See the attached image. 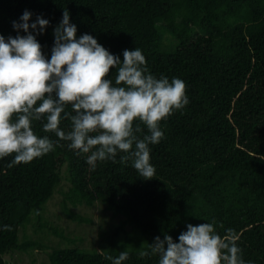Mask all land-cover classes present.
<instances>
[{"label": "trees", "instance_id": "1", "mask_svg": "<svg viewBox=\"0 0 264 264\" xmlns=\"http://www.w3.org/2000/svg\"><path fill=\"white\" fill-rule=\"evenodd\" d=\"M64 9L78 38L92 35L121 61L124 50L139 48L151 74L185 83L189 103L161 122L163 139L149 145L156 173L148 181L131 160L121 162L125 153L93 169L88 154L44 133L45 121L33 122L35 134L56 146L30 164L9 168L13 157L0 160V264L17 250L47 251V264H113L124 251L122 264H159L150 250L157 236L179 242L188 224L201 223L221 236L233 230L245 264H264V0H0V35H27L13 27L25 11L30 24L42 17L45 31H30L50 58ZM60 127L70 131V121ZM140 127L143 139L149 133ZM63 181L67 190H59ZM60 191L71 220L91 222L76 209L99 205L120 218L99 247L75 244L45 216ZM31 224L39 235L22 242L20 230ZM50 235L68 244H47Z\"/></svg>", "mask_w": 264, "mask_h": 264}, {"label": "clouds", "instance_id": "2", "mask_svg": "<svg viewBox=\"0 0 264 264\" xmlns=\"http://www.w3.org/2000/svg\"><path fill=\"white\" fill-rule=\"evenodd\" d=\"M30 20L31 13L25 11L20 23L13 22L17 32L27 35L7 40L0 35V160L13 157L11 168L52 152L54 141L33 130V122L43 120L44 133L69 142L78 155L88 154L86 162L93 169L98 161L115 162L118 152L125 153L121 162L131 160L140 177L152 180L156 169L150 163L149 145L163 139L161 122L189 103L185 83L151 74L139 48L124 50L121 61L92 35L78 38L67 9L54 29L48 58L30 29L40 35L49 21ZM62 120L70 121V131L61 129ZM140 124L149 133L143 139L136 135L142 131ZM238 239L231 229L221 236L211 223L188 224L179 242L171 235L163 240L157 236L150 250L159 255V264H245ZM127 259V251L120 252L113 264Z\"/></svg>", "mask_w": 264, "mask_h": 264}, {"label": "rangeland", "instance_id": "3", "mask_svg": "<svg viewBox=\"0 0 264 264\" xmlns=\"http://www.w3.org/2000/svg\"><path fill=\"white\" fill-rule=\"evenodd\" d=\"M170 43V42H169ZM174 46L168 45V42H163L161 50L166 53H172ZM68 189V181H63L59 190ZM63 195L60 192L56 193L55 197L48 203L45 216L50 220L51 224L55 227L63 229L71 239L75 241V244L86 248H96L102 243L103 235H107L108 232L118 226L120 218H112V214L107 211L103 205L97 207H78L76 211L82 213L91 222H76L66 217L61 208V201ZM36 226L29 225L27 228L20 230L21 241L27 239L37 238L39 234L36 233ZM46 235V234H45ZM45 242L51 245H62L68 244L67 240L61 239L55 235L46 237ZM74 245V242L69 244ZM7 264H47L48 263V252L42 250H31V251H13L5 256Z\"/></svg>", "mask_w": 264, "mask_h": 264}]
</instances>
